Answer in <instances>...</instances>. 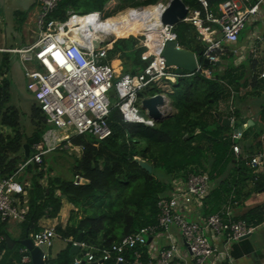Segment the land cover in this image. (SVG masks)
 I'll list each match as a JSON object with an SVG mask.
<instances>
[{"label": "trees", "instance_id": "obj_1", "mask_svg": "<svg viewBox=\"0 0 264 264\" xmlns=\"http://www.w3.org/2000/svg\"><path fill=\"white\" fill-rule=\"evenodd\" d=\"M114 1L117 3L114 10L107 9V5ZM162 1L164 0H62L53 17L67 20L70 10L78 12L82 4H85L86 9H92L91 13L100 12L103 18H110L108 23L114 30L126 33L129 26H135L136 11L139 8H156ZM182 1L190 10H199L205 19L207 12L220 16L221 5L226 0H207V11L198 0ZM18 15L26 16L27 13ZM175 32L182 48L204 57L208 44L200 40V35L192 24L180 22L175 26ZM136 35L144 36L140 32ZM144 44L148 45L147 40ZM138 45L139 39L136 37L120 38L109 51V60H121L125 73L135 71L143 64L141 56L146 50ZM204 66L212 70V77L197 72L191 77L179 78L172 84L173 93H169V98L174 113L155 127L127 123L119 109L113 108L108 121L112 130L110 137L99 141L89 135H73L70 142L84 150L81 157L76 158L71 180L50 176L52 169L46 170V164L27 166L25 174L31 176L30 186L27 188L29 211L22 223L21 239H25L27 234L40 232L42 229L39 221L42 218H57L63 199L73 204L77 212H71L66 227L56 228L57 234L62 239L73 240L82 235V241L87 245L103 248L135 234L144 226L156 223L160 196L169 194L173 181L186 179L190 174L209 173L215 185L206 200V215L220 211L231 197H235L234 201L241 199L250 185L252 191L247 193L248 198L253 193L263 191L264 174L254 175L253 169L246 164L245 156H235L231 138L235 129L223 126L217 117L229 116L221 110L228 102L230 104L232 97L224 83H237V74H230L228 70L225 75H220L215 71L216 65ZM6 69L7 61L1 66L0 76L6 74ZM10 91L11 82L4 78L0 83V126L11 129L12 133H0V181L9 179L18 172L19 166L27 159L23 146L34 135L41 138L49 127L36 103L32 106L30 115L34 132L29 136L21 123L22 112L10 104ZM161 93L162 90L155 87L141 92L139 97L143 99ZM235 115L238 120H244L238 109ZM261 120L264 123V111ZM256 123L255 121V125ZM251 129L246 130L243 137L248 138ZM257 136L262 135L259 133L255 137ZM66 144L67 141H64L60 146ZM261 152H264V138L258 149H251L248 156ZM137 158L153 166V172L143 169L136 162ZM77 177L82 178L83 183H77ZM45 179L46 185L42 183ZM19 181L24 183V178L20 177ZM79 212L83 214L82 217ZM237 218L259 226L264 223V206ZM7 224L8 222L0 223V235L4 237L0 264H31L22 262L23 253L19 248H24L19 240L7 232ZM72 247L69 243L55 259H47L46 263L71 264Z\"/></svg>", "mask_w": 264, "mask_h": 264}, {"label": "built area", "instance_id": "obj_2", "mask_svg": "<svg viewBox=\"0 0 264 264\" xmlns=\"http://www.w3.org/2000/svg\"><path fill=\"white\" fill-rule=\"evenodd\" d=\"M37 1L39 11L33 30L34 42L9 51L19 54L28 90L35 94L51 131L68 133L59 140L53 132L48 133L34 146L36 152L19 166L18 172L0 181V223L22 224L26 220L30 185L19 181V177L27 166L43 164V157L57 149H65L73 153L71 155L83 153V147L70 142L73 135H89L99 141L110 137L112 130L108 121L113 108L119 109L127 123L155 127L157 123L142 108L144 98L139 94L155 87L161 89L165 103L159 109L165 113L169 103L166 94L172 91L169 84L192 76L178 73L163 57L167 43L177 42L175 26H167L170 37L159 50L153 51L144 44L146 50L141 59L148 64L144 69L135 74L119 72L113 60H109V51L115 41L113 29L108 24L110 18H103L100 12L79 14L70 10L67 20L62 21L53 17L62 0ZM198 1L207 11L208 1ZM263 13L264 0H226L221 5L220 16L207 12L204 19L199 10L189 9L184 22L192 24L200 34V40L208 44L203 59L216 63L226 52L224 45H236L247 25ZM100 37L97 48L95 43ZM178 47L181 46L178 44ZM197 72L213 76L212 70L201 63H198ZM260 79H264V73ZM2 80L0 77V83ZM231 94L233 98L235 93ZM235 111L231 103L226 118L232 125L240 121ZM246 127L244 123L243 131L231 136L237 158L244 157L238 140L243 138ZM5 130L0 126V133ZM64 141L67 144L61 147ZM245 159L254 175L264 174V152L245 156ZM75 181L83 183L80 177ZM214 187L209 173L190 174L186 179L173 181L169 194L158 200L156 223L142 227L109 247L95 248L72 238L63 240L80 248L74 256L76 264H81L85 258V264L110 261L114 264H233L232 245L252 236L257 226L237 218L234 208L239 202L234 201L235 197H231L217 213L206 215V200ZM173 230L178 231L180 241L187 247L185 252ZM31 238L36 246L46 243L49 248L54 239H62L54 227L44 228ZM3 242L4 237L0 235V258ZM31 261V255L25 249L22 262Z\"/></svg>", "mask_w": 264, "mask_h": 264}, {"label": "crops", "instance_id": "obj_3", "mask_svg": "<svg viewBox=\"0 0 264 264\" xmlns=\"http://www.w3.org/2000/svg\"><path fill=\"white\" fill-rule=\"evenodd\" d=\"M143 9L149 10L152 8L144 7ZM38 11L39 7L37 0H0V69L3 62H8V69H6V74L0 77H2L3 79L7 78L11 82L10 104L15 106L21 112V102L15 103L13 94L15 93V91H20L19 87H27L28 81L19 54L10 52L9 50L24 48L34 42L35 38L33 30ZM18 13H27V15H18ZM213 28L216 29V26H214ZM246 29V32H244V30L241 33L239 42L236 45H224L226 52L223 56H221L219 61L220 64L218 66L216 65L217 70L215 71L220 75H225V72L230 70V74H237V83L235 84L238 85L243 80L244 84H242V87L244 88V86L248 85V87L246 88L248 89L250 87L249 82H251V86H257L264 81V79H260L259 75L258 77L256 75L258 73V70H260L262 74L264 73V13L259 18H257L254 23L249 24V27H246ZM161 44L163 43H158V49ZM249 59L250 61L252 60V64L246 65V62ZM114 61L120 62V65L116 69H119V72L123 71L121 61ZM246 73L248 77L249 75L251 76L248 80L245 81L244 79L246 78ZM254 78H256V80ZM222 81L224 82V80ZM235 84H225L229 87L228 89L231 93H235L234 97H231V103H234V99H236V97L239 96L240 91L243 90H235L233 88V86L236 87ZM21 90H23V88H21ZM28 91L32 94L33 106L37 103L35 94L30 90ZM5 133H12V131L11 129L6 128ZM40 140H43L42 137L40 138ZM59 150L62 149L54 150L52 152H49L48 154L58 153ZM65 151L67 154L69 153V151ZM46 155L43 157V164H46ZM81 155L82 153L73 157L80 158ZM49 168L50 167L46 164L45 169L47 170ZM50 176L55 177V174L52 170L50 172ZM26 183L30 185L29 181H27ZM42 183L46 185V179L43 180ZM253 195V200H251V196ZM251 196L249 198H245L243 196L238 200L239 205L234 208L236 216H241L252 209L264 206V191L253 193ZM72 211H77V208L67 199H63L59 216L55 219L44 217L39 221V226L41 229L53 227L57 228L59 226L66 227V225L69 223ZM5 229L9 234H11L13 238L19 240V242L22 240L21 237L23 233V225L21 223L9 222L5 226ZM56 239H54L52 245L50 246L51 249L54 248V251L53 253H51L49 248L47 259L48 256L51 257L50 259H55L58 254L64 251L69 245V243L64 241L63 239ZM19 249L20 252L23 251L22 248ZM232 257L233 264H264V223L257 226L256 231L252 236L247 239L240 240L232 245Z\"/></svg>", "mask_w": 264, "mask_h": 264}, {"label": "rangeland", "instance_id": "obj_4", "mask_svg": "<svg viewBox=\"0 0 264 264\" xmlns=\"http://www.w3.org/2000/svg\"><path fill=\"white\" fill-rule=\"evenodd\" d=\"M169 2H170V0H164V1L160 2L162 4H159L156 8H152L149 10L139 8L136 11L137 12V18L135 19V23H134L135 26H133V25L129 26L125 30L126 33H122L120 31L113 29L112 39L117 41L120 38L133 36V37H136L137 39H139V45L138 46L144 47V41L147 38V43L151 46V48L154 51L157 50L158 49V43H163L164 41H166L170 37L169 33H165V32L160 33L157 30L159 28L166 27L161 22V14L165 8L164 5H167ZM115 6H117V3L114 1V2H110L106 8L113 11ZM86 7L87 6L85 4H82V6L80 8L81 10H79L77 13L87 14V13L93 12L91 8L86 9ZM249 24H251V23H249ZM249 24L247 25V28L249 27ZM246 30L244 32H246ZM139 32H140V34H143L144 36L136 35L137 33L139 34ZM158 33L160 34V39H159L157 44L152 46V44H150V36L152 34L158 35ZM114 60H119V59L116 58ZM119 61H121V60H119ZM121 64H122V67H124L122 61H121ZM248 64L249 65L252 64V60L250 61V59H249L246 62V65H248ZM117 65L119 66L120 62L117 61L114 63V66H117ZM261 74H262V72L260 70H258V73L256 75L258 77V75L260 76ZM250 76L251 75H249V77ZM249 77L247 76V73H246V78L244 80L245 81L248 80ZM242 81L238 85L235 84L236 87L233 86V88L235 90L243 89L240 91V94L238 97H236L237 95L235 96L236 99H234L233 106L235 107V109H238L240 111V114L242 115V117H244L243 118L244 123L247 125L246 129L248 130V129L252 128L250 130V135L248 138L243 137L241 140H238V142L241 144V146L243 148L242 149L243 155L248 156V154H251V149H253V150L258 149V145L260 144L261 140L264 138V123L261 120L262 111H264V81L260 85H257V86H253V85L251 86V82H249L250 87L248 89H246L248 87V85L244 86V88L242 87V84H244V81L243 82ZM165 83L167 84V81H165ZM169 86L171 87L170 89L172 90V91H170V93H173V85L169 84ZM21 88H23V90H21ZM19 90L20 91H15V93L13 94V99H14L15 103L21 102V106H22L21 123L23 124L28 135L30 136L31 134H33L32 132H34V126L32 125L31 119H30L31 108H32V104H33V101H32L33 97H32V94L28 91L26 86L19 87ZM166 96L168 98L169 103H168V107H167V111L165 112V115L170 116L174 113V110L171 106V99L169 98V94L167 93ZM230 104H231V100H230ZM230 104L228 102L226 107L225 108L222 107L221 110L224 113L228 114ZM143 114H145V113L143 112ZM250 121H253L254 123L256 121L257 123L255 126L250 125L249 124ZM51 130H52V127H48V129L42 135V139L45 136H47L48 133H50V132H53V135L55 136V138H57V140L61 139L64 135H66L68 133V132H56V131H51ZM259 133H261L262 136L255 137ZM48 138H49V136H48ZM32 152L34 154L36 152V150L33 148ZM59 152L46 155L45 162H46L47 166H49L52 169V171L55 174V177H59L63 180H71L73 178V174H74L73 168H74V164L76 161V157H73V156H76V155H70L69 153H68L69 154L68 155L66 153L65 149L59 150ZM71 154H73V153H71ZM23 174H25V172H23L20 175V177L24 178V182L26 183L27 181H29V178L31 176L29 174H25V175H23ZM23 176H25V177H23ZM250 191H252L251 185L249 187H247L243 196L245 198H247V193ZM254 195L251 196V200H253ZM75 212H77V211H75ZM79 214L81 217L83 216V214L81 212H79ZM173 231L176 234L177 239L180 242L179 245H180L181 249L185 252L187 250V247L180 241V236L178 235V231L177 230H173ZM32 235H34V234H30V237H32ZM256 236H257V234H256ZM24 250H25V248L23 249V251L21 253H23ZM50 251H51V253H53L54 248L53 249L50 248ZM50 258L51 257L48 256V261H50Z\"/></svg>", "mask_w": 264, "mask_h": 264}, {"label": "water", "instance_id": "obj_5", "mask_svg": "<svg viewBox=\"0 0 264 264\" xmlns=\"http://www.w3.org/2000/svg\"><path fill=\"white\" fill-rule=\"evenodd\" d=\"M189 14V8L182 0H170V2L165 7L162 15H161V22L166 26H177L180 22H184ZM102 37L98 38L95 45L98 48L100 46V41ZM115 42V41H114ZM163 57L165 58L167 65L169 67L175 68L178 73H188V74H195L198 70V63L203 65H219V62H212L208 59H203L201 54H195L188 49H184L182 47H178L177 42H168L166 48L163 52ZM148 64L143 63L140 68L136 69L132 72L135 74L137 71L144 69ZM165 100L161 94H157L155 96L147 97L142 100V108L148 111V115L158 124L161 123L165 118L168 116L165 115L160 109L159 106L164 105ZM219 122L226 127H233L235 129V133H239L243 131V124L244 121L240 120L236 124L232 125L231 121L226 117H219ZM250 125H255L253 121L249 122ZM40 141L38 135H34L32 139H30L29 143L23 146L24 154L26 158L31 156L32 148L37 145ZM136 162L139 165L147 170L149 173L153 172V166L148 164L146 161L137 158ZM264 191V190H263ZM249 237L243 238L247 239ZM77 242H82V235L77 237ZM150 242V240H149ZM20 244L29 251L31 255V264H47L45 256L48 255L49 247L46 243L36 246L33 239L30 237L29 234L26 235L25 239L20 241ZM80 248L73 246L70 251V262L71 264H76L74 256L79 253ZM86 258L81 264L86 263Z\"/></svg>", "mask_w": 264, "mask_h": 264}, {"label": "bare ground", "instance_id": "obj_6", "mask_svg": "<svg viewBox=\"0 0 264 264\" xmlns=\"http://www.w3.org/2000/svg\"><path fill=\"white\" fill-rule=\"evenodd\" d=\"M164 11V10H163ZM163 11H162V13H163ZM162 15V14H161ZM109 25H110V27L112 28V26H111V24L110 23H108ZM163 24V23H162ZM164 25V24H163ZM166 26V25H165ZM167 27V26H166ZM166 27H164V28H159V29H157L160 33H168V31H167V28ZM113 29V28H112ZM147 39V38H146ZM159 39H160V34L158 33V35H151L150 36V44H152V46L153 45H155V44H157L158 43V41H159ZM162 45L163 44H161V46L159 47V48H162ZM111 46H113V45H111ZM159 50V49H158Z\"/></svg>", "mask_w": 264, "mask_h": 264}, {"label": "clouds", "instance_id": "obj_7", "mask_svg": "<svg viewBox=\"0 0 264 264\" xmlns=\"http://www.w3.org/2000/svg\"><path fill=\"white\" fill-rule=\"evenodd\" d=\"M244 121V120H243Z\"/></svg>", "mask_w": 264, "mask_h": 264}]
</instances>
